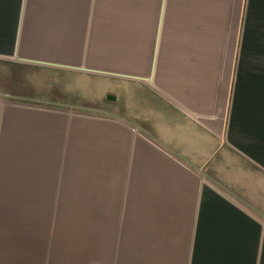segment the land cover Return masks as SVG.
Masks as SVG:
<instances>
[{"label": "crops", "instance_id": "crops-1", "mask_svg": "<svg viewBox=\"0 0 264 264\" xmlns=\"http://www.w3.org/2000/svg\"><path fill=\"white\" fill-rule=\"evenodd\" d=\"M187 3L203 45L156 66L160 0L141 77L85 67L81 0H0V264H264V0L234 75L227 0ZM81 72L129 79L124 113L50 107Z\"/></svg>", "mask_w": 264, "mask_h": 264}, {"label": "rangeland", "instance_id": "rangeland-1", "mask_svg": "<svg viewBox=\"0 0 264 264\" xmlns=\"http://www.w3.org/2000/svg\"><path fill=\"white\" fill-rule=\"evenodd\" d=\"M186 1L188 2V0H166L156 66L161 58L165 63L170 61V52H163L165 43L167 46L170 39L174 40L177 46L180 45L177 52L183 51L182 45L186 47L187 52H190V48L203 45L197 40L199 37L196 31L199 29L197 30L198 26L195 25L192 11L187 9ZM159 2L160 0H97L95 4L94 0H81V6H85L81 8V19L86 23L85 49H81V54L86 55L85 67L108 72L118 70L121 74L146 77L153 58ZM246 6L247 0H227V5L224 6L225 28L222 41L217 46L216 56L221 53L222 58L223 54L229 56V52H233L231 75H234L235 71ZM190 14L192 19L189 17ZM194 52L204 51L199 48ZM81 65L83 66L82 62ZM126 81L130 80L81 72V103L50 107L63 112H77L89 116L100 111L109 112L113 103L106 100L107 96L117 94L118 107L121 106L119 111L124 113L127 96L123 84ZM142 85L150 92L153 91L147 84L142 83ZM2 251L0 247V258Z\"/></svg>", "mask_w": 264, "mask_h": 264}, {"label": "water", "instance_id": "water-1", "mask_svg": "<svg viewBox=\"0 0 264 264\" xmlns=\"http://www.w3.org/2000/svg\"><path fill=\"white\" fill-rule=\"evenodd\" d=\"M100 73H102V74H105V75H111L110 73H103V72H100ZM115 76H122V75H117V74H114ZM125 77V76H124ZM137 79H141V78H137ZM106 100H114V98L113 97H111V96H107V99Z\"/></svg>", "mask_w": 264, "mask_h": 264}, {"label": "bare ground", "instance_id": "bare-ground-1", "mask_svg": "<svg viewBox=\"0 0 264 264\" xmlns=\"http://www.w3.org/2000/svg\"><path fill=\"white\" fill-rule=\"evenodd\" d=\"M161 10L163 11V8Z\"/></svg>", "mask_w": 264, "mask_h": 264}]
</instances>
